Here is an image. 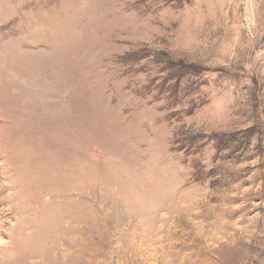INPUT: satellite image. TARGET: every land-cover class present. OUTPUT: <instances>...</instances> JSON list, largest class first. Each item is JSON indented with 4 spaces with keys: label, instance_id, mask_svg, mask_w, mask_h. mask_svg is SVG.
Listing matches in <instances>:
<instances>
[{
    "label": "rangeland",
    "instance_id": "1",
    "mask_svg": "<svg viewBox=\"0 0 264 264\" xmlns=\"http://www.w3.org/2000/svg\"><path fill=\"white\" fill-rule=\"evenodd\" d=\"M0 264H264V0H0Z\"/></svg>",
    "mask_w": 264,
    "mask_h": 264
}]
</instances>
